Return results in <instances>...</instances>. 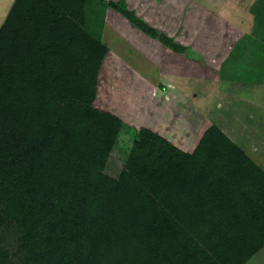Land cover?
<instances>
[{"label": "trees", "instance_id": "obj_1", "mask_svg": "<svg viewBox=\"0 0 264 264\" xmlns=\"http://www.w3.org/2000/svg\"><path fill=\"white\" fill-rule=\"evenodd\" d=\"M87 3L14 0L0 24V225L15 239L0 264H245L264 245V171L216 126L192 152L143 127L125 171L101 173L121 120L91 105L107 46Z\"/></svg>", "mask_w": 264, "mask_h": 264}, {"label": "rangeland", "instance_id": "obj_2", "mask_svg": "<svg viewBox=\"0 0 264 264\" xmlns=\"http://www.w3.org/2000/svg\"><path fill=\"white\" fill-rule=\"evenodd\" d=\"M125 1L137 16L178 44V41L189 39L196 30L203 27L199 35L201 40L208 38L207 34H212L223 45L227 43L216 50L218 57H225L228 47L233 49L230 48L229 61L222 66L227 73H221V77H231L235 79L231 80L233 83L251 82L256 86H264V0H224L220 16L211 23L208 21L209 11H205V7L199 11L202 17L197 22L196 11L189 12L194 4L183 5L181 0H153V4L161 8L158 14L154 13L152 0ZM147 1L150 5H147ZM204 1L196 0V3ZM111 2L117 0H88L84 9L89 32L98 36L107 46L96 70L95 95L91 105L121 120V127L101 173L117 179L125 171L129 148L143 127L158 132L179 148L192 152L206 128L213 125L264 171V90L258 92L263 87L252 91L255 94L253 99H257L252 101V105L245 100L252 94L242 97L236 94L228 99L231 102L229 106L222 107L220 104V107H216L211 87L207 86L210 83L203 84L207 93L201 92L199 87L203 79L198 81L192 76L204 75L202 78L206 82L208 75L214 73L205 57L199 56L200 52L190 45L182 52H176L135 26L112 8ZM186 5L189 7L186 8ZM205 6L211 8L208 4ZM229 8L233 11L230 12ZM222 19H233V25H222ZM240 24V29L233 33V27L238 28ZM139 56L146 68L128 63ZM168 64L177 67L169 68ZM136 70L145 73L144 76L137 74ZM135 74L141 79L138 80ZM210 102L212 105L208 109ZM249 110L253 113H249ZM249 115L251 120L247 121ZM235 116L242 120L234 122ZM217 118H223L221 125L217 123ZM2 225L0 244L5 249L14 250L12 227L4 229ZM245 264H264V245Z\"/></svg>", "mask_w": 264, "mask_h": 264}, {"label": "crops", "instance_id": "obj_3", "mask_svg": "<svg viewBox=\"0 0 264 264\" xmlns=\"http://www.w3.org/2000/svg\"><path fill=\"white\" fill-rule=\"evenodd\" d=\"M13 1L14 0H0V24L2 23L3 18L6 16L7 12L9 11V9H10ZM223 1L224 0H211L209 2V1L205 0L204 3L197 4L196 3V0H181V2H182L183 5H184V3L194 4V5H192L194 8L189 9V12L196 11L195 17H196V21L197 22L199 21L198 18L199 17H202V13H200L199 11L201 9H204L202 7H205V11H209V13H208L209 20L208 21H210V23H211V21L216 20V18L220 16V13L219 12H220L221 9L224 8ZM153 2L154 1L152 0V6L154 7V11H155L154 13L155 14H158L160 12V9L161 8L159 6H155L153 4ZM205 4H208L211 8L210 9L207 8L205 6ZM147 5H150V4H148V1H147ZM171 6L174 7V5H170V7ZM187 6L188 5H186V8H187ZM196 6H197V9H196ZM198 7H199V9H198ZM229 10H230V8H229ZM201 11H203V10H201ZM214 11H216V12H214ZM232 11L233 10L231 9L230 12H232ZM162 12H164V11H162ZM155 14H153V15H155ZM222 20H223V24L222 25H224V24L225 25H230V24L233 25V21H234L233 19H232L233 21L232 20L231 21H228L226 19H222ZM234 23H236V22H234ZM153 25L156 26V27H158L154 23H153ZM176 25H177V23L175 21V26ZM240 27H241V24H240V26H238V28L236 26L233 27V33L235 32L236 29L239 30ZM202 28H200V30L198 29V31L196 30L195 33H194V35L192 34L189 37V39H186V38L183 37L184 38V41L183 40L178 41L180 44L176 43L179 46L183 47L184 49L186 48V46L190 45V47H192L194 50H196L197 52H200V54H198V55L201 56V57L202 56L205 57V60L208 61L207 63L210 64L213 67V70H214V73L215 74L213 73L212 75H208L209 78H206V82H204L203 81L204 78H202L204 75L201 77L200 75L197 76V74H195V75H192L191 74L192 76H195L198 81H201V79H203L201 81L202 84L200 83L201 84V86L199 87L200 88V91L201 92H206V90L203 87V84L204 83H210L207 86L211 87L210 91L212 92L211 95H212V98H213L214 102H216V107H218V106L220 107L221 105H223L222 107H224L225 105H228L229 106L231 104V102L228 99L230 97H232V96H235L236 94H237L236 96H240V97L246 96L248 94H252V91L254 89H256V91H257V89H261L263 87V89L258 90V92L261 93L264 90V86L263 85L256 86V85L252 84L251 82H247V83H243V82H241V83H233L231 80H235V79H232L231 77H221L222 74L227 73V72H225L223 70L222 66H223V64H225L226 62L229 61L228 60V56L231 55L230 48L232 49V47H228V51H227L228 53L225 52L226 55L224 53L225 57L224 56L218 57V55L216 53V50H218L219 48H223L225 45H227V43L225 45H223L222 44L223 42H220V40L218 41V38L216 36H212V34H207L208 35L207 36L208 38H204V39L201 40V38L199 37V35L203 31V30H201ZM243 31L244 30L240 31L241 35L243 34ZM164 32H166V31H164ZM221 45H223V46H221ZM232 46H233V48L235 47L234 44ZM182 51L183 50H181L179 52H182ZM216 55H217V57H216ZM141 60L142 59L139 56L136 59L132 60L131 63L130 62H128V63L131 64V65H133L134 67L146 68L145 65H143V63H141ZM134 62H135V64H134ZM170 64L167 65L169 68H176L177 67L176 65L170 66ZM147 69L149 70V67H147ZM150 70H152V69H150ZM159 71H161V70H159ZM136 73L139 74V75H143V76L145 74V73H142V71L140 72L138 70H136ZM139 75L136 76V74H135V76L137 78H139L138 80L141 79ZM208 94L210 95V93H208ZM263 94H264V92H263ZM254 95L255 94L248 95L249 98H246L245 99L246 102H248L249 104L252 105V103H253L252 101L255 99V98L253 99V97H252ZM223 98H225V100H223ZM255 100H257V99H255ZM211 105H212V102H210V104L208 105L209 106L208 109L210 108ZM249 113H253V112L249 110ZM249 116L250 117H247L246 118L247 121H250L251 120V115H249ZM213 119H215L214 118V115H213ZM216 120L218 121L217 123L221 125L222 124L221 121L223 120V118L222 119H218L217 118ZM241 120H242L241 118H238L237 116H235L234 122L235 121L240 122Z\"/></svg>", "mask_w": 264, "mask_h": 264}]
</instances>
